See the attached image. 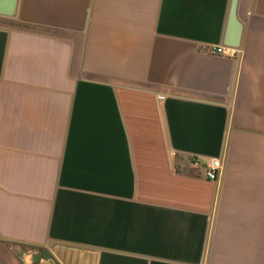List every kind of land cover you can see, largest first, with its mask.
<instances>
[{
    "label": "crops",
    "instance_id": "1",
    "mask_svg": "<svg viewBox=\"0 0 264 264\" xmlns=\"http://www.w3.org/2000/svg\"><path fill=\"white\" fill-rule=\"evenodd\" d=\"M230 1L0 0V264H264V0L235 58Z\"/></svg>",
    "mask_w": 264,
    "mask_h": 264
},
{
    "label": "built area",
    "instance_id": "2",
    "mask_svg": "<svg viewBox=\"0 0 264 264\" xmlns=\"http://www.w3.org/2000/svg\"><path fill=\"white\" fill-rule=\"evenodd\" d=\"M203 50L210 54L225 55L233 58L238 57L241 54V49L235 47L209 46L204 47ZM158 99L162 102L165 97L159 96ZM194 164H199L197 159H195ZM223 171L224 164L221 159H212L203 168L205 177L211 181H219L222 177Z\"/></svg>",
    "mask_w": 264,
    "mask_h": 264
},
{
    "label": "water",
    "instance_id": "3",
    "mask_svg": "<svg viewBox=\"0 0 264 264\" xmlns=\"http://www.w3.org/2000/svg\"><path fill=\"white\" fill-rule=\"evenodd\" d=\"M239 0H231L225 44L227 47L240 48L243 36V24L238 17Z\"/></svg>",
    "mask_w": 264,
    "mask_h": 264
}]
</instances>
